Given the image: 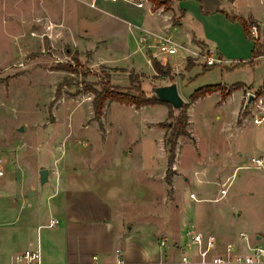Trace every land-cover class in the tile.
I'll use <instances>...</instances> for the list:
<instances>
[{
  "label": "crops",
  "instance_id": "1",
  "mask_svg": "<svg viewBox=\"0 0 264 264\" xmlns=\"http://www.w3.org/2000/svg\"><path fill=\"white\" fill-rule=\"evenodd\" d=\"M76 1L78 23L76 30H72V40L64 39L65 21L61 15L52 18L44 13L43 17L50 19L55 33L62 34L57 39L69 42L80 57L89 53L90 66L143 74L141 67L146 64L153 77L157 73L151 63L152 56L161 64L168 63L173 72L174 80H164L160 85L174 82L179 92V82H189L191 72H205L204 60L201 56L196 58V54L211 50L220 57L221 80L216 83L239 86L225 98L220 91L203 98H214L221 108V117L222 112L232 111V117L229 115L232 123H227L226 114L225 123H216L221 134L208 137L198 151L199 141L192 129L190 111L202 98L191 102L187 108L189 133L177 139L170 184L165 178L166 128L159 127L156 120L145 126L161 131L165 151L161 164L155 161L146 164L144 150H138L136 156L126 155L118 145L110 159L111 166L78 170L72 159L62 163L61 156L50 152L32 168L34 175L37 173L36 182L26 163L19 162L16 168L22 174L18 183L15 176L0 180V264H15L17 253L37 246L40 264H264V254L254 262L232 261L235 253H250V246L264 248V204L252 205L240 197L246 190L251 191L249 184L264 188V180L253 179L251 183L254 175L248 172L245 175L248 183L236 186V193L228 201H224L228 190L220 194L223 183L227 189L240 168L264 173L249 166L251 155L264 153V123L255 124V114L244 109L247 92L264 90V56L253 57L254 40L246 35L237 20L227 16L262 23L264 0H171L168 10L163 6L155 8L148 0H135L142 6L132 0ZM161 38L177 45V52L159 53L156 46ZM188 59L193 60L194 66L186 73ZM238 62L245 63L231 68ZM234 72H239V77H229ZM125 80L129 84L128 72L111 74L115 85L129 86ZM191 93L182 96L179 92L184 102H188ZM110 104L107 101L102 116ZM87 106L92 110V103ZM126 106L134 110L161 108L164 118L168 114L164 103L139 108ZM204 126L211 128L214 123H204ZM99 128L104 130L103 123ZM184 143L205 154L201 163L195 161L193 176L178 166L179 148ZM131 157L133 161H129ZM43 158L47 164L41 165ZM44 167L48 169L47 180L41 183L39 171ZM49 181L51 185L47 186ZM209 183L215 184L216 189L210 188ZM188 189L190 198H187ZM50 218L57 219L55 226L47 225ZM194 232L214 235L216 245L211 254H220L228 260L202 263L190 241ZM228 244L232 245L230 251ZM178 249L182 250L180 254ZM183 255H189L190 260L183 261Z\"/></svg>",
  "mask_w": 264,
  "mask_h": 264
},
{
  "label": "rangeland",
  "instance_id": "2",
  "mask_svg": "<svg viewBox=\"0 0 264 264\" xmlns=\"http://www.w3.org/2000/svg\"><path fill=\"white\" fill-rule=\"evenodd\" d=\"M75 1L0 0V156L3 158L5 174L0 180L15 176L18 183L22 172L16 167L19 162H24L34 176L31 178L37 182V173L34 175L32 168L50 152L61 156L62 163L72 159L78 170L111 166L110 159L118 145L124 148L126 155L136 156L137 152L144 150L146 164L154 161L161 164L163 161L165 151L160 129L145 126V123L155 120L159 121L158 123L174 121L173 118H168V114L164 118L165 114L161 108L134 110L133 107L114 101L101 117L104 130L99 128V121L93 118L92 110L87 105L92 103L94 94L84 88L90 86L100 90L101 82L107 78L115 87L128 86L123 87L111 82V74L122 71L102 65L90 66L89 53L80 57L70 43L64 40H72L78 23L76 14L79 11L75 7ZM148 1L154 7L153 2ZM44 13L52 18L61 15L65 21L62 29L64 39H57L59 33L53 31L54 26L49 18L43 17ZM75 58L78 59V64L74 62ZM187 63L194 66L193 60H187ZM63 65H71L76 72L60 70ZM210 69L198 74L191 72L193 76L189 82L181 84L180 81V94L184 96L198 86L219 82L221 76L218 65ZM141 70L144 78H141V86L143 83L142 88L148 95L152 85L161 86L164 80H174L172 69V79L152 77V70L146 64L142 65ZM189 70L185 67L186 73ZM180 73L181 71L178 74ZM238 73L234 72L229 77L237 78ZM64 80H68L70 84L63 85L64 92L60 99L58 98L60 101L57 99L54 102L56 87ZM125 83L127 85L128 81L125 80ZM201 98L190 111L192 129L199 141L198 151L203 148L208 137L214 138L221 134L216 123H232V111L222 112L221 117V108L216 105L213 97ZM217 116L221 119H217ZM204 123H214V127H206ZM20 126L24 129L19 130ZM178 155L179 168L190 172L191 176L196 167L195 161L201 163L205 156L204 151L197 153L195 147L188 143L180 146ZM46 158L48 161L49 158ZM46 158H43L41 165L47 164ZM129 161H133V158ZM248 172L254 175L249 182L252 183L253 179L264 180V173L260 171L243 168L236 170L227 187L228 193L224 201H228L229 197L236 193V186L248 183L245 180ZM143 175L144 172L141 177ZM21 178L28 180L23 176ZM50 183L51 181L46 185L50 186ZM189 183L193 185L192 181ZM210 184V188L216 189L215 184L208 185ZM159 185L161 188L162 185ZM248 187L251 191L242 193L241 199L256 206L264 204V188H257L258 186L252 184ZM186 193L187 198H190L189 189ZM178 251L179 254L182 252L181 249Z\"/></svg>",
  "mask_w": 264,
  "mask_h": 264
},
{
  "label": "trees",
  "instance_id": "3",
  "mask_svg": "<svg viewBox=\"0 0 264 264\" xmlns=\"http://www.w3.org/2000/svg\"><path fill=\"white\" fill-rule=\"evenodd\" d=\"M154 4L155 8H158L160 6H163L165 10H168L171 6V0H151ZM229 19L231 20H237L245 30L246 35L251 38L249 33V25L252 22H247L243 20L239 16H230L227 15ZM255 42V49L253 53V57H258L262 54L261 48L258 45L256 41ZM151 63L152 66L157 73V77H160L161 79L170 78L171 76V67L169 64L162 65L155 57L151 56ZM191 60L192 59H188ZM74 62L78 64V59H74ZM191 63V62H190ZM245 62H238L234 64L231 68H236L239 66H242ZM213 66H204L205 70L212 68ZM193 65L187 63L186 69L189 70L192 68ZM67 70L71 72H76L71 65H63L60 70ZM122 72H128V80H129V86L125 88H119L113 86L109 79L104 80L101 82V89L95 90L92 89L90 86H87L84 88L85 90L91 91L94 94V97L92 98V110H93V118L97 121H99V126L101 127V117L103 114V109L105 107V104L107 101H116L120 104L125 105H134L136 108L146 106V105H153L157 103H164L168 106V118H173V122H160L157 125L161 128H166L165 132V145H166V151L168 153L167 155V170H166V182L168 184L171 183V175L173 173L172 164L174 162L175 158V148L176 143L179 135L181 134H188L189 131L187 130V124H188V115H187V108L191 102H194L195 100L204 97L207 94H210L215 91H220L222 94V97L225 98L227 95H229L232 90H234L238 84H232V85H225L222 83H216V84H208L201 87L196 88L190 95L188 102H184L181 109L179 111H175L172 106L167 103L163 102L157 98L152 97L151 95H148L144 92L142 86H141V78L143 77L142 74H136L133 71H127L125 69H117ZM69 85L70 82L68 80H64L62 83L58 84L55 91V97L54 102L61 97L63 94V85Z\"/></svg>",
  "mask_w": 264,
  "mask_h": 264
},
{
  "label": "built area",
  "instance_id": "4",
  "mask_svg": "<svg viewBox=\"0 0 264 264\" xmlns=\"http://www.w3.org/2000/svg\"><path fill=\"white\" fill-rule=\"evenodd\" d=\"M134 1L138 6H142L140 1ZM249 33L251 39L256 41L262 50V56H264V22L262 23H251L249 25ZM157 49L159 53L162 54H175L177 52V45L173 44L168 38H161L157 43ZM202 57L205 66L219 65L222 63V59L218 56H215L211 50H208L207 53L200 55L196 54L195 57ZM194 58V57H193ZM244 109L249 110L255 114L254 123L262 124L264 123V90L256 92H247L245 94V104ZM249 166L256 168L258 170L264 171V153L251 155L249 158ZM4 174L3 158L0 156V175ZM225 183L220 188V194L223 195L226 192ZM194 197V194H190ZM57 224L56 218H50L47 223L48 226L52 227ZM241 235L245 234L241 232ZM190 241L193 243L196 248V252L199 260L202 263L207 262H222L228 260L227 257H224L220 254H211L215 248L216 240L215 236L212 234L203 235L201 232H194L190 235ZM164 244V242H162ZM250 253H235L233 255L234 262H254L261 259V256L264 254V248L260 246H250ZM227 250H232V245L228 244ZM96 257V256H94ZM183 261L190 260L189 255L182 256ZM15 264H40L41 263V253L40 248L25 249L22 252H19L14 257Z\"/></svg>",
  "mask_w": 264,
  "mask_h": 264
},
{
  "label": "water",
  "instance_id": "5",
  "mask_svg": "<svg viewBox=\"0 0 264 264\" xmlns=\"http://www.w3.org/2000/svg\"><path fill=\"white\" fill-rule=\"evenodd\" d=\"M151 96L169 103L175 111H179L184 104V101L178 92L177 85L174 82L168 85L151 87ZM18 129L23 130L24 128L23 126H20ZM47 173V168L44 167L40 169L39 175L41 183L47 180Z\"/></svg>",
  "mask_w": 264,
  "mask_h": 264
}]
</instances>
